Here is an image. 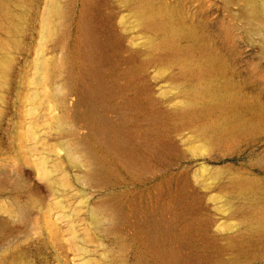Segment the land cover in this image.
<instances>
[{
  "label": "rangeland",
  "instance_id": "obj_1",
  "mask_svg": "<svg viewBox=\"0 0 264 264\" xmlns=\"http://www.w3.org/2000/svg\"><path fill=\"white\" fill-rule=\"evenodd\" d=\"M49 1L0 0V264H264L252 0Z\"/></svg>",
  "mask_w": 264,
  "mask_h": 264
},
{
  "label": "bare ground",
  "instance_id": "obj_2",
  "mask_svg": "<svg viewBox=\"0 0 264 264\" xmlns=\"http://www.w3.org/2000/svg\"><path fill=\"white\" fill-rule=\"evenodd\" d=\"M49 7L46 11V15H45V25H44V32L48 33L50 31V28H49V24L47 23V21L52 18L53 14H54V9L52 7L53 3H54V0H50L49 1ZM250 7V10H251V15L252 16H255V17H261L264 15V10H259V5L256 6V1L255 0H252V3L249 5ZM262 9H264L262 7ZM44 174H45V171H43Z\"/></svg>",
  "mask_w": 264,
  "mask_h": 264
}]
</instances>
